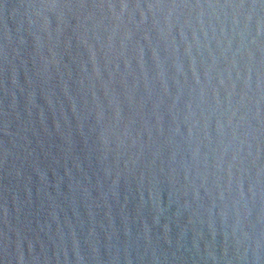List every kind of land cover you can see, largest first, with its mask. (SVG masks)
Listing matches in <instances>:
<instances>
[{
	"label": "water",
	"instance_id": "obj_1",
	"mask_svg": "<svg viewBox=\"0 0 264 264\" xmlns=\"http://www.w3.org/2000/svg\"><path fill=\"white\" fill-rule=\"evenodd\" d=\"M0 264H264V0H0Z\"/></svg>",
	"mask_w": 264,
	"mask_h": 264
}]
</instances>
